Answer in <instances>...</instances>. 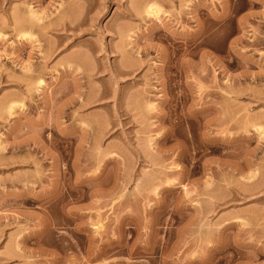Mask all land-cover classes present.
<instances>
[{
    "label": "rangeland",
    "instance_id": "374dc122",
    "mask_svg": "<svg viewBox=\"0 0 264 264\" xmlns=\"http://www.w3.org/2000/svg\"><path fill=\"white\" fill-rule=\"evenodd\" d=\"M23 1L0 0V264H264V0Z\"/></svg>",
    "mask_w": 264,
    "mask_h": 264
},
{
    "label": "bare ground",
    "instance_id": "6f19581e",
    "mask_svg": "<svg viewBox=\"0 0 264 264\" xmlns=\"http://www.w3.org/2000/svg\"><path fill=\"white\" fill-rule=\"evenodd\" d=\"M7 1H8V0H7ZM24 1H25V0H24ZM24 1H23V2H24ZM27 2H28V1H27ZM261 2H262V1H261ZM262 3H263V2H262ZM25 4H26V2H25ZM67 5H68V4H67ZM28 7H29V6H28ZM28 7H27V8H28ZM69 7H70V5L68 6V8H69ZM71 7H72V6H71ZM71 7H70V8H71ZM148 7H149V6H148ZM148 7H146L147 10H145V11H146L145 13H148L149 15H151L152 13H154L153 10L155 9V7H154V6H153L152 8H150L151 6H150L149 8H148ZM29 9L32 11V14H30L32 17L28 18L27 21H26L25 23H14V22H13V23H12V26H13L12 29H13L14 31H17V30H19V29H20V30H21V29H31V28H32V24H33L34 21H37V22H38L39 20H41V18H40L39 16L36 15L37 13H36L34 10H32L30 7H29ZM22 10H23V9H22ZM68 10H70V9H68ZM68 10L66 9V7H65L64 5H61V4H60V6L57 7V12H58V14L60 15V20H61L60 22H59V20H58V22L60 23V25H61L62 23H64V21L62 22V16L65 15L64 12H66V11H68ZM23 11H24V10H23ZM155 11H156V9H155ZM33 12H35L36 14L33 13ZM27 13H29V12H27ZM63 13H64V14H63ZM62 14H63V15H62ZM148 14H147V15H148ZM155 14H156V13H155ZM152 15H153V14H152ZM24 16H26V15H24ZM28 16H29V14H28ZM63 19H65V18H63ZM17 21H18V20H17ZM11 22H12V21H11ZM19 22H20V21H19ZM41 23H42V22H41ZM38 24H39V23H38ZM50 24H51V23H50ZM50 24H48V23L43 24V27H42V28L47 29V28L50 26ZM56 24H57V23H56ZM51 25H52V24H51ZM60 25H58V26L60 27ZM62 25H63V24H62ZM64 25H65V24H64ZM66 25H67V24H66ZM56 26H57V25H56ZM58 26H57V27H58ZM52 28H53V27H52ZM52 28H51V26H50V29H52ZM62 28H63V27H62ZM64 28H65V27H64ZM66 28H68V27H66ZM50 29H48V31H49ZM53 29L57 32L56 27H54ZM42 31H43V30H42ZM50 31H51V30H50ZM58 31H59V30H58ZM61 31H62V29H61ZM63 31H64V30H63ZM12 33H13V31H12ZM25 34H26V36L30 35V34H28V32L25 33ZM25 34H24V35H25ZM21 35H22V34H21ZM45 35H46V34H45ZM26 36H25V37H26ZM25 37H22V36H21L22 39H26ZM0 38H1V36H0ZM27 38H29V37H27ZM29 39L32 40V39H31V36H30ZM29 39H28V40H29ZM23 41H24V40H23ZM25 42H26V41H25ZM23 44H24V42H23ZM30 44H31V43H30ZM25 45H26V44H25ZM28 45H29V44H28ZM188 53H189V51H188ZM190 54H191V52H190ZM27 67L30 68V66H27ZM29 68H28V69H29ZM25 70H26V69H25ZM29 70H30V69H29ZM29 70H28V71H29ZM26 71H27V70H26ZM30 72H31V70H30L27 74H26V72H25L26 77H27L29 74H31ZM29 76H32V74L29 75ZM28 78H29V77H28ZM30 79H31V78H30ZM29 81H31V80H29ZM27 90H28V89H27ZM11 110H12V109H11ZM29 189H30V187H29ZM29 189H28V191H29ZM28 193H29V192H28ZM15 218H16V217H15ZM13 219H14V217H13Z\"/></svg>",
    "mask_w": 264,
    "mask_h": 264
}]
</instances>
